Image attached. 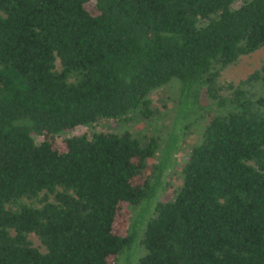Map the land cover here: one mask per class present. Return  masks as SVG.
Masks as SVG:
<instances>
[{"label":"trees","instance_id":"obj_1","mask_svg":"<svg viewBox=\"0 0 264 264\" xmlns=\"http://www.w3.org/2000/svg\"><path fill=\"white\" fill-rule=\"evenodd\" d=\"M254 53L258 68L226 80ZM172 77L187 101L204 92L228 110L209 118L168 199L154 198L172 140L152 177L153 137L94 131L58 145L99 118L154 115L149 95ZM255 82L264 88V0H0V264H117L134 252L136 264H264ZM124 203L133 214L118 235Z\"/></svg>","mask_w":264,"mask_h":264},{"label":"rangeland","instance_id":"obj_2","mask_svg":"<svg viewBox=\"0 0 264 264\" xmlns=\"http://www.w3.org/2000/svg\"><path fill=\"white\" fill-rule=\"evenodd\" d=\"M92 9V4L87 3ZM260 53L243 56L239 63L225 73L226 80H239L254 71L259 66ZM250 90H256L264 96V88L260 83L255 82ZM151 106L156 113L152 116H145L141 108L129 112L120 119L99 118L92 125L78 126L67 130L57 137L60 147L63 146V138L74 134L90 135L94 131L121 132L126 130L136 136L142 144H146L152 137L158 145L155 155L148 160V171L152 177L153 168L160 161L163 147L169 140L174 142L176 149L169 157L168 166L165 169L162 181L167 185L157 188L156 200L168 199L172 192L181 183L180 171L190 148L199 142L202 131L213 115L224 113L228 107H220L210 99L204 92L194 97L191 95L187 101L181 93V83L178 78L172 77L167 83L154 89L149 95ZM38 140V138H36ZM144 176L138 177L137 181H143ZM153 206L150 204L149 209ZM143 206L136 209L142 210ZM133 208L124 203L120 206L114 222V232L118 235H125L130 225ZM142 214V213H141ZM145 218V216H143ZM134 220L137 217L133 218ZM142 219V218H141ZM139 220V219H138ZM34 245L40 246L38 239L31 235ZM139 240H137V243ZM135 250V248H133ZM141 253V252H139ZM139 253L134 252L131 256L122 255L117 264H136Z\"/></svg>","mask_w":264,"mask_h":264}]
</instances>
